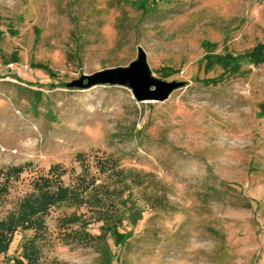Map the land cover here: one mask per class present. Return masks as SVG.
Returning <instances> with one entry per match:
<instances>
[{"label": "rangeland", "instance_id": "1", "mask_svg": "<svg viewBox=\"0 0 264 264\" xmlns=\"http://www.w3.org/2000/svg\"><path fill=\"white\" fill-rule=\"evenodd\" d=\"M261 44L264 0H0V186L23 169L0 218L60 166L66 186L84 170L104 185L118 223L59 203L34 264H264ZM142 52L180 84L164 101L75 85ZM74 215L96 240L65 227ZM33 236L19 230L0 264Z\"/></svg>", "mask_w": 264, "mask_h": 264}, {"label": "trees", "instance_id": "2", "mask_svg": "<svg viewBox=\"0 0 264 264\" xmlns=\"http://www.w3.org/2000/svg\"><path fill=\"white\" fill-rule=\"evenodd\" d=\"M254 53L262 56L264 44L258 45ZM60 168V166H54L47 175L37 177L33 183L34 192L27 194L18 203L17 209L0 218V257L8 253L15 234L19 230H33V238L23 246L22 258L15 259L14 264H34L37 260V240L40 239L43 231L47 229L45 216L59 203L74 204L78 209L85 206L90 210L94 209L96 217L93 223L102 222L101 230L107 231L111 230V227L116 228L117 222L111 225V222L116 219L115 216L110 215V209L114 206H111L110 195L107 194L111 192L107 190L103 192L104 185H98L97 179L90 176L85 170L77 177L74 185L66 186L62 181L63 172L60 171ZM22 171V168H10L5 171V183L0 186V203L2 195L9 190L10 180L18 177ZM64 222L65 227H69L75 222H81L83 229L76 231L75 234L83 242L96 240L84 229L85 225H88V221H79L78 216L74 215L65 219ZM104 236L105 234H100L99 237L103 238Z\"/></svg>", "mask_w": 264, "mask_h": 264}, {"label": "water", "instance_id": "3", "mask_svg": "<svg viewBox=\"0 0 264 264\" xmlns=\"http://www.w3.org/2000/svg\"><path fill=\"white\" fill-rule=\"evenodd\" d=\"M86 79L87 84L76 82L75 85L83 88L103 84L128 87L139 102L164 101L180 85L161 82L153 78L143 52L140 54L139 60L129 68L100 72Z\"/></svg>", "mask_w": 264, "mask_h": 264}, {"label": "bare ground", "instance_id": "4", "mask_svg": "<svg viewBox=\"0 0 264 264\" xmlns=\"http://www.w3.org/2000/svg\"><path fill=\"white\" fill-rule=\"evenodd\" d=\"M144 102H152V103H154L155 101H144Z\"/></svg>", "mask_w": 264, "mask_h": 264}]
</instances>
